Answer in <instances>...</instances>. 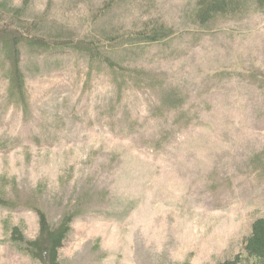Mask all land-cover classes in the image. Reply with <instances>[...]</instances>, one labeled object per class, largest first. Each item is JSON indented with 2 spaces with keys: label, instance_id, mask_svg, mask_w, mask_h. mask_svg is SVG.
Segmentation results:
<instances>
[{
  "label": "rangeland",
  "instance_id": "obj_1",
  "mask_svg": "<svg viewBox=\"0 0 264 264\" xmlns=\"http://www.w3.org/2000/svg\"><path fill=\"white\" fill-rule=\"evenodd\" d=\"M201 2L0 0V28L46 42L21 41L23 95L0 42V264H44L39 211L71 218L59 264L258 262L264 0Z\"/></svg>",
  "mask_w": 264,
  "mask_h": 264
},
{
  "label": "trees",
  "instance_id": "obj_2",
  "mask_svg": "<svg viewBox=\"0 0 264 264\" xmlns=\"http://www.w3.org/2000/svg\"><path fill=\"white\" fill-rule=\"evenodd\" d=\"M203 1L204 0H202V6L198 12L201 21H206L220 8L225 9V7L234 0H206L204 3ZM259 2H261V0H259ZM141 32L137 31L133 33L134 37L137 36L141 39L149 37L147 41H154L157 39L155 36L142 35ZM154 32L155 31L152 33ZM24 38L25 36L21 37L12 34L9 29L0 28V42H8V46L11 48V60L9 64V90L11 94L23 95L25 93L24 75L19 65L21 41L25 40L26 42L35 45H43L42 43H46L44 40H39L37 38L31 39L27 36V39ZM110 41L109 44H112L110 45L112 51L117 50V47H114V43L117 40L110 38ZM54 46L56 47L58 44H54ZM43 47H45V45H43ZM93 47V45H84V49L90 56L94 54ZM37 215L39 224L38 234L34 239L26 241L25 249L44 264H59L57 262V251L62 246V243L69 232L71 218L66 217L57 226H51L42 212L39 211ZM14 230L17 231L16 229ZM13 234L16 236V233L13 232ZM244 251L248 256H252L258 260L256 264H264V218H257L252 222L250 235L244 242ZM239 262V256H235L232 259H226L217 264H239Z\"/></svg>",
  "mask_w": 264,
  "mask_h": 264
}]
</instances>
